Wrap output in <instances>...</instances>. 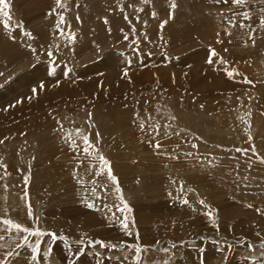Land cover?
<instances>
[{
  "label": "rangeland",
  "instance_id": "1",
  "mask_svg": "<svg viewBox=\"0 0 264 264\" xmlns=\"http://www.w3.org/2000/svg\"><path fill=\"white\" fill-rule=\"evenodd\" d=\"M6 2L0 218L67 244L0 224V262L264 264V0Z\"/></svg>",
  "mask_w": 264,
  "mask_h": 264
},
{
  "label": "snow or ice",
  "instance_id": "2",
  "mask_svg": "<svg viewBox=\"0 0 264 264\" xmlns=\"http://www.w3.org/2000/svg\"><path fill=\"white\" fill-rule=\"evenodd\" d=\"M217 2H219V0H217ZM225 3L228 2V0H224ZM55 3L57 5V7L59 8H63L64 4H63V0H55ZM233 4H237V5H243L246 3V0H232ZM172 7H175V4L171 5ZM8 4L6 2V0H0V12H3L4 16H8L7 11H4V9H7ZM245 18H247V13L244 14ZM127 18V17H126ZM64 22V17L63 15H61L59 17V23H63ZM262 25H264V20H262ZM243 26V25H241ZM57 27H59V24L57 25ZM26 35H30V33H26ZM127 38V37H126ZM69 39H74V34H69ZM212 55H215V52H212ZM212 61L209 60V63H211ZM228 75L231 77L233 75L232 72H229ZM247 82V81H246ZM41 87H43V85H41ZM36 89H33V92H35ZM91 115V114H89ZM140 127L143 128L144 127V123L141 122ZM75 133L76 135L80 138V141L83 145V151L85 154L87 155H92L93 151L98 153V150L95 149V145L90 141L89 136L87 134H85L83 129L77 128L75 129ZM99 134H97L98 137ZM67 139L70 141L71 145L76 148L77 147V143L76 140L72 139L71 135H69L67 137ZM161 145L159 144V142H157L156 147L159 148ZM193 147H195V145H193ZM93 150V151H90ZM237 151H241V149H237ZM253 151H255V149H253ZM99 161H100V171L102 172L103 170L107 169V173H108V178L113 181V183L116 182V177L112 174L110 166H109V161L102 155L99 154L98 155ZM262 163H264V159L261 160ZM2 166V165H0ZM28 177H25V183H27ZM117 191H119V188L117 187ZM25 195H27V193H25ZM121 202L123 204V207L121 209H119L122 212H130L131 209L129 208L128 204L126 202L123 201V197H120ZM184 203H187V201L185 200ZM200 203H204L203 201H200ZM89 207H94L93 204H88ZM28 215L29 217H32L33 213L31 211V208L29 206V210H28ZM207 215H209V217H212L211 212L207 213ZM126 221V218H125ZM125 221H121V225L123 227V229L125 231H127L128 229V224ZM0 224L5 226V229L8 231H15V232H20L23 234V246H27L28 248L31 249V259L32 261H37V254L40 252V245H41V241L45 236H49L51 237V240L54 242L56 240H62L64 241L65 244H67V238L64 236H57L55 233H49V232H45L39 228H33V227H28L25 226L19 222L14 221L13 219L10 218H0ZM131 234V233H128ZM31 237H35V241L34 242H30V238ZM4 237L0 236V240H3ZM77 243H82V241H77ZM93 241H89V244H92ZM95 244L99 245L100 247H116V245H112V244H106L103 241L100 240H96L94 241ZM22 245L20 243H17L16 247L19 248ZM129 247L134 248L135 252H136V260L139 264V260H140V254L142 251H146V249H142L141 246L139 244H134V245H130ZM249 247H251V245H249ZM262 247H264V242H262ZM52 249L51 247H49L48 249H46L44 251V256L47 257L50 253H51ZM162 251L167 252L168 249L164 248L162 249ZM201 251H203V249H201ZM84 252L83 248H80L79 250V254H82ZM9 256L12 255L11 252L8 253ZM17 255H19V253H17ZM0 264H3V262H0ZM69 264H71V262H69Z\"/></svg>",
  "mask_w": 264,
  "mask_h": 264
}]
</instances>
